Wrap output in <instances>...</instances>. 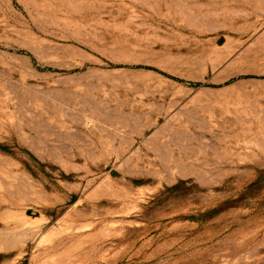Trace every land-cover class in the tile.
<instances>
[{
	"label": "rangeland",
	"instance_id": "rangeland-1",
	"mask_svg": "<svg viewBox=\"0 0 264 264\" xmlns=\"http://www.w3.org/2000/svg\"><path fill=\"white\" fill-rule=\"evenodd\" d=\"M0 264H264V0H0Z\"/></svg>",
	"mask_w": 264,
	"mask_h": 264
},
{
	"label": "trees",
	"instance_id": "trees-1",
	"mask_svg": "<svg viewBox=\"0 0 264 264\" xmlns=\"http://www.w3.org/2000/svg\"><path fill=\"white\" fill-rule=\"evenodd\" d=\"M1 147V146H0Z\"/></svg>",
	"mask_w": 264,
	"mask_h": 264
}]
</instances>
